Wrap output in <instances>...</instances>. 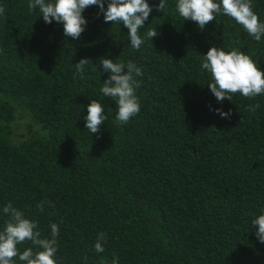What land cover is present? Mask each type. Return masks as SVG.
<instances>
[{"label":"trees","instance_id":"obj_1","mask_svg":"<svg viewBox=\"0 0 264 264\" xmlns=\"http://www.w3.org/2000/svg\"><path fill=\"white\" fill-rule=\"evenodd\" d=\"M27 2L0 0V209H21L41 238L57 223V264L114 257L118 264H264V243L251 225L264 210V95L217 102L200 70L213 45L242 50L264 69V38L254 40L224 15L201 29L166 0L139 30L145 39L137 51L128 30L105 23L96 6L85 9L86 30L72 39ZM251 5L264 21V0ZM100 57L142 69L141 109L126 124L100 95L109 75ZM82 59L97 70L89 62L78 73ZM92 99L108 115L96 134L83 119ZM18 114L38 127L20 139ZM6 219L0 211V226ZM100 233L104 252L97 253ZM26 247L34 246L18 245Z\"/></svg>","mask_w":264,"mask_h":264},{"label":"clouds","instance_id":"obj_2","mask_svg":"<svg viewBox=\"0 0 264 264\" xmlns=\"http://www.w3.org/2000/svg\"><path fill=\"white\" fill-rule=\"evenodd\" d=\"M89 6H96L97 15L103 16L105 23L113 22L112 26L123 25L126 28L128 42L135 50H140L144 37L139 30L145 27L153 8L162 11L166 7V0H159L152 5L149 0H28L27 7L31 13L39 11L47 24L59 23L63 27L65 37L79 39L86 30L88 20L84 11ZM174 10L184 21L196 22L203 29L210 21L218 16L230 17L236 24L253 37L256 41L264 38V21L253 10L251 0H175ZM2 11V10H0ZM157 28L147 30V38L157 36ZM93 71L97 67L89 59H82L76 63V70L83 75L85 66L89 65ZM98 63L101 69L109 75L101 83L100 95L110 97L116 105L115 121L126 124L136 116L141 109L140 98L136 90L140 86L137 77L142 76V69L134 62H117L111 58L100 57ZM200 70L210 76L207 84L210 93L217 102L225 98L231 101L232 94L239 93L246 98L264 95V69L251 55L236 48L211 46L206 54H202ZM101 74V72H100ZM258 105H248L255 111ZM221 118H229L231 109H214ZM85 128L91 134L100 131L101 124L108 119L104 104L99 99H92L87 105V115L83 117ZM43 210V209H41ZM7 217L0 226V264H57V239L59 225L50 223V238H41L37 222L27 218L21 209L8 203L0 209ZM251 225L258 226L255 236L260 243H264V210L251 220ZM103 233L98 234L94 244L97 253L104 252ZM31 241L34 247H26L23 251L18 245ZM111 264H118L113 258Z\"/></svg>","mask_w":264,"mask_h":264},{"label":"rangeland","instance_id":"obj_3","mask_svg":"<svg viewBox=\"0 0 264 264\" xmlns=\"http://www.w3.org/2000/svg\"><path fill=\"white\" fill-rule=\"evenodd\" d=\"M13 125L16 129V135L19 139L28 133L30 127H33L35 130L38 128L35 124H32L31 119L24 114H18Z\"/></svg>","mask_w":264,"mask_h":264}]
</instances>
